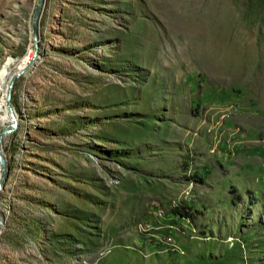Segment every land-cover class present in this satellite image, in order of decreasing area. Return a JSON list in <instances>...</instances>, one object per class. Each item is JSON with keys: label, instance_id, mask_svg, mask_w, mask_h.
I'll use <instances>...</instances> for the list:
<instances>
[{"label": "rangeland", "instance_id": "rangeland-1", "mask_svg": "<svg viewBox=\"0 0 264 264\" xmlns=\"http://www.w3.org/2000/svg\"><path fill=\"white\" fill-rule=\"evenodd\" d=\"M36 2L0 0V74ZM11 103L2 264H264V0H43Z\"/></svg>", "mask_w": 264, "mask_h": 264}, {"label": "bare ground", "instance_id": "bare-ground-1", "mask_svg": "<svg viewBox=\"0 0 264 264\" xmlns=\"http://www.w3.org/2000/svg\"><path fill=\"white\" fill-rule=\"evenodd\" d=\"M27 54L21 59L19 63L16 64V67L12 69L11 67L14 66H6L3 68L1 74H0V130H2L4 127H6L8 124L12 121V116L10 114L8 103H7V90H8V84L10 82L11 77L16 74L19 71L23 72L26 70V68L29 66V64L33 63L34 59V47L32 46L30 49H28ZM22 72V73H23ZM8 75L10 76V79H8ZM14 110V108H13ZM14 118L17 119L16 112L14 110ZM7 135V134H6ZM4 135L1 141V144L3 142Z\"/></svg>", "mask_w": 264, "mask_h": 264}, {"label": "water", "instance_id": "water-1", "mask_svg": "<svg viewBox=\"0 0 264 264\" xmlns=\"http://www.w3.org/2000/svg\"><path fill=\"white\" fill-rule=\"evenodd\" d=\"M42 1L43 0H37L36 6L34 9V13H33V18H32V30H33V38H34V46H35L34 54L36 53V50H37V23H38L39 13L41 10ZM22 72H23V70L17 72L16 74H14L11 77L10 82L8 84L7 94H6L8 108H9L10 114L12 116V122L10 124H8L6 127H4L2 130H0V191L3 188L4 182H5L6 176H7V162H6L5 156L3 154L1 141H2V138L4 135L13 131L15 129V127L17 126V119L15 120V118H14V110H13V105L11 103V90H12V87H13V84H14L16 78Z\"/></svg>", "mask_w": 264, "mask_h": 264}, {"label": "crops", "instance_id": "crops-1", "mask_svg": "<svg viewBox=\"0 0 264 264\" xmlns=\"http://www.w3.org/2000/svg\"><path fill=\"white\" fill-rule=\"evenodd\" d=\"M12 209H13V215L11 218L12 221L10 222L9 227H7L6 229L4 228L5 229L4 234L8 232V236L6 237L5 235L0 238L1 241L0 248L10 243L11 241L13 242L16 238L13 240L11 238L15 237V234H19L22 232L19 238L23 239V237L28 234V229L29 231H31L30 228L32 227L33 224V214L35 213V209H33L31 205L23 204V203H15V206L12 207ZM0 264H2L1 255H0Z\"/></svg>", "mask_w": 264, "mask_h": 264}, {"label": "built area", "instance_id": "built-area-1", "mask_svg": "<svg viewBox=\"0 0 264 264\" xmlns=\"http://www.w3.org/2000/svg\"><path fill=\"white\" fill-rule=\"evenodd\" d=\"M9 198H4L3 201H0V232L5 228V220L10 213V206L8 203ZM23 244L27 251L31 250L33 246L35 245V239L34 237L27 234L23 237ZM102 255V252H98V256L96 261H88L86 258L81 259L79 261H75L74 264H98V260L100 259Z\"/></svg>", "mask_w": 264, "mask_h": 264}, {"label": "trees", "instance_id": "trees-1", "mask_svg": "<svg viewBox=\"0 0 264 264\" xmlns=\"http://www.w3.org/2000/svg\"><path fill=\"white\" fill-rule=\"evenodd\" d=\"M182 212H180V214H181Z\"/></svg>", "mask_w": 264, "mask_h": 264}]
</instances>
